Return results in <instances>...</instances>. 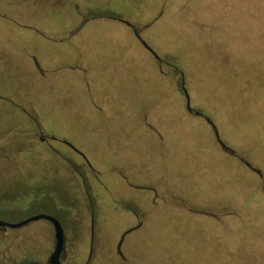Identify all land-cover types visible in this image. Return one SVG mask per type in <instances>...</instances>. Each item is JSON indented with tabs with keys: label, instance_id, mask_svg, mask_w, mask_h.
Returning a JSON list of instances; mask_svg holds the SVG:
<instances>
[{
	"label": "rangeland",
	"instance_id": "rangeland-1",
	"mask_svg": "<svg viewBox=\"0 0 264 264\" xmlns=\"http://www.w3.org/2000/svg\"><path fill=\"white\" fill-rule=\"evenodd\" d=\"M241 158L264 174V0H0V220L57 218L65 264H264ZM53 240L0 229V264Z\"/></svg>",
	"mask_w": 264,
	"mask_h": 264
},
{
	"label": "water",
	"instance_id": "water-1",
	"mask_svg": "<svg viewBox=\"0 0 264 264\" xmlns=\"http://www.w3.org/2000/svg\"><path fill=\"white\" fill-rule=\"evenodd\" d=\"M119 20L124 22L125 24L131 26L132 28H134L136 30V27L131 22H129L125 19H122V18H119ZM136 35L140 36L137 31H136ZM144 44L148 50H150L152 53L155 54V56L157 58H159L157 56V54L155 53V51L147 43L144 42ZM181 75H182V78H181L182 88L185 92L186 99H187V110L191 114L203 117L209 123V125L213 129V132L215 133V136L218 140V143L220 144V146L222 147V149L224 151H226L229 154L239 156L238 152L235 149H233L231 146L227 145L221 139L220 134L218 133L219 131H218L217 125L214 123V121L208 115L202 113L201 111L194 110L191 107V100H190V95H189L187 88H186L185 77H184L183 73H181ZM63 142L66 143L67 145L71 146L72 148H74L75 151H77L86 160H88L87 156L83 152L78 150L76 147H74L70 142H68V141H63ZM241 159L251 170H253L257 174H259L261 177L264 176L263 172L259 168L255 167L253 164H251L249 161L245 160L244 158H241ZM42 219L50 221L53 224L54 229H55L56 244H55V249H54V252L51 256L50 262H51V264H62L61 260H60V256H61L62 251L65 249V235H64L63 226H61L62 224L60 223V221L57 218L50 216V215H47V214H38V215L27 218V219H25L21 222H18V223H9L7 221L0 220V227H7L8 226L11 228H21L23 226H26L27 224H30L33 221H38V220H42Z\"/></svg>",
	"mask_w": 264,
	"mask_h": 264
},
{
	"label": "flooded vegetation",
	"instance_id": "flooded-vegetation-1",
	"mask_svg": "<svg viewBox=\"0 0 264 264\" xmlns=\"http://www.w3.org/2000/svg\"><path fill=\"white\" fill-rule=\"evenodd\" d=\"M135 30V29H134ZM137 31V29L135 30V32ZM51 137H47V136H44V135H40V139L41 140H43V141H46V140H48V139H50ZM69 146V145H68ZM70 148H72L71 146H69ZM73 149V148H72ZM74 150V149H73ZM75 151V150H74ZM77 152V151H76ZM79 154V153H78ZM80 155V154H79ZM80 156H82V155H80ZM82 158L84 159V161H85V163L88 165V166H90L91 167V165L89 164V163H87V161L85 160V158L82 156ZM82 177H83V175H82ZM81 177V178H82ZM53 225V224H52ZM0 229L1 230H7V227H0ZM129 231H130V229H129ZM128 231V232H129ZM128 232H126V234L128 233ZM55 244H56V240H55V229H54V240H53V249H52V251H50V252H48V254H47V256L46 257H44V258H42V259H40V260H38V261H34V262H31V263H28V264H51V262H50V260H51V256H52V254H53V252H54V249H55ZM121 245L122 244H120V246H119V256L122 258V259H125V257L122 255V253H121V250H120V247H121ZM66 259H67V250H66V246H65V249L62 251V253H61V256H60V260H61V263L62 264H65V262H66ZM85 264H88V262H86Z\"/></svg>",
	"mask_w": 264,
	"mask_h": 264
},
{
	"label": "trees",
	"instance_id": "trees-1",
	"mask_svg": "<svg viewBox=\"0 0 264 264\" xmlns=\"http://www.w3.org/2000/svg\"><path fill=\"white\" fill-rule=\"evenodd\" d=\"M136 27V26H135ZM38 123V122H37ZM38 125H40V123H38Z\"/></svg>",
	"mask_w": 264,
	"mask_h": 264
},
{
	"label": "crops",
	"instance_id": "crops-1",
	"mask_svg": "<svg viewBox=\"0 0 264 264\" xmlns=\"http://www.w3.org/2000/svg\"><path fill=\"white\" fill-rule=\"evenodd\" d=\"M135 26V25H134Z\"/></svg>",
	"mask_w": 264,
	"mask_h": 264
}]
</instances>
